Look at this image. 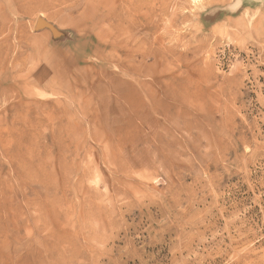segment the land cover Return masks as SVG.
Returning <instances> with one entry per match:
<instances>
[{
    "label": "rangeland",
    "instance_id": "rangeland-1",
    "mask_svg": "<svg viewBox=\"0 0 264 264\" xmlns=\"http://www.w3.org/2000/svg\"><path fill=\"white\" fill-rule=\"evenodd\" d=\"M0 264H264V0H0Z\"/></svg>",
    "mask_w": 264,
    "mask_h": 264
},
{
    "label": "bare ground",
    "instance_id": "bare-ground-1",
    "mask_svg": "<svg viewBox=\"0 0 264 264\" xmlns=\"http://www.w3.org/2000/svg\"><path fill=\"white\" fill-rule=\"evenodd\" d=\"M68 180V179H67ZM68 213V212H67ZM62 222V221H61ZM57 223V222H56ZM61 230V229H60ZM62 236V235H61Z\"/></svg>",
    "mask_w": 264,
    "mask_h": 264
}]
</instances>
